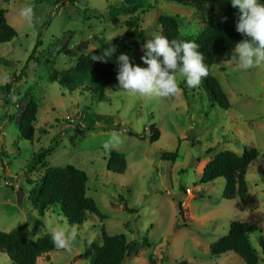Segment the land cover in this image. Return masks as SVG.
Instances as JSON below:
<instances>
[{
  "label": "rangeland",
  "instance_id": "obj_1",
  "mask_svg": "<svg viewBox=\"0 0 264 264\" xmlns=\"http://www.w3.org/2000/svg\"><path fill=\"white\" fill-rule=\"evenodd\" d=\"M26 3L33 4L40 23L29 25L19 15ZM229 4L231 0H205L201 10L172 0H0L5 20L17 32L0 44V231L25 224L20 234L27 241L50 236L49 228L57 225L77 227L79 233L70 250L43 254L36 264H90L78 256L84 243H101L102 227L110 235L123 233L127 241L137 240V253L132 251L122 264H245L233 252L214 256L209 251L232 221L257 226L249 240L258 264H264L258 243L264 235V65L240 69L232 57L235 46L214 58L209 71L229 100L227 109L217 104L202 82L189 88L179 74L182 91L172 100L142 98L118 83L95 89L99 84L89 75L73 90L49 80V75L59 78L73 67L77 57L95 49L101 38L124 36L128 23L135 21L134 28L143 30L139 38H127L135 48L144 49L145 41L160 32L158 15L175 16L180 37L191 39L207 19L217 22ZM113 15L117 23L112 22ZM10 80L5 97L3 85ZM30 100L37 108L31 141L18 131ZM91 124L94 130L82 128ZM152 124L160 132L154 142L149 140ZM113 131L123 139L114 148L125 156L122 174L108 168L102 148ZM252 147L258 151V161L247 169L248 192L243 200L223 197L221 177L199 183L203 166L216 153L241 154ZM42 149L48 167L69 164L86 172V195L104 219L87 213L81 225L69 224L58 205L43 214L32 205L45 168L33 163L32 157ZM176 149L174 163L161 159L162 152ZM177 201L188 210L187 227H177ZM123 203L137 212L125 211ZM0 264H12L3 252Z\"/></svg>",
  "mask_w": 264,
  "mask_h": 264
},
{
  "label": "trees",
  "instance_id": "obj_2",
  "mask_svg": "<svg viewBox=\"0 0 264 264\" xmlns=\"http://www.w3.org/2000/svg\"><path fill=\"white\" fill-rule=\"evenodd\" d=\"M128 2L132 0H126ZM183 5H192L198 9H205V0H172ZM264 5V0H259ZM211 11L210 8L207 9ZM239 10L229 4L221 18L217 22L207 19L203 28L195 38H181L179 33V23L175 16L160 14L157 23L160 25L158 35H164L171 39L195 41L199 44V51L204 54L205 64L209 70L216 56L227 54L237 42L245 39L236 31L235 25L238 20ZM112 22L117 23L116 16H112ZM124 36H116L112 44L116 46V52L105 59V62L91 60L92 55H101L109 47L108 39L101 38L98 46L86 54H80L75 60V65L62 71L59 78L49 75V80L56 81L60 85L68 86L73 90L86 83L87 76L95 78L99 85L95 89L105 88L111 84L118 83L116 74L118 71L117 57L124 53L129 56L133 64L146 67L141 60L144 49L135 48L131 38H139L143 30H136L135 21L128 23ZM16 30L11 27L4 18V10L0 9V44L8 42L16 37ZM18 78V77H17ZM13 80L6 82L4 96L12 87ZM203 87L209 92L217 104L224 109L230 107L229 100L219 85L218 81L210 74L202 80ZM91 88L87 84L86 88ZM94 89V90H95ZM185 92V90H184ZM173 99V97H168ZM37 108L33 100H30L18 121V131L20 136L26 140H32L34 135V123L36 120ZM95 121V120H94ZM86 131L94 130L91 124L82 127ZM129 135H134L132 131H126ZM160 132L153 124L149 126L150 142L157 141ZM143 138L144 136H139ZM106 152V151H105ZM178 157L177 149L172 152H162L161 159L174 163ZM258 161V151L256 148L244 149L241 154L231 150H223L216 153L202 168L199 183L212 182L217 178H223V197L226 199L239 198L243 200L248 192L246 183L247 169L250 164ZM35 164L44 165V170L39 178V183L34 188L36 194L32 199V205L43 214L44 210L53 205H58L69 224L81 225L87 213L96 215L99 219H104L105 215L99 210L93 198L86 195L87 174L85 171L73 166H52L45 163V150H40L32 157ZM108 168L114 173L122 174L126 170L125 156L115 151L107 152ZM183 193L184 189L181 188ZM180 221L177 227H187L191 222L190 217H186L188 210L183 209L182 202L177 201ZM122 208L128 212H137V209L129 207L126 203ZM25 227L21 224L10 231H0V252L7 255L12 264H36L37 258L51 251H61L57 249L51 236L39 237L33 241L25 240L20 231ZM257 230V226L247 221H232L229 223L227 233L209 246L212 255L218 256L226 252H233L243 260L245 264H258L259 258L252 247L249 235ZM143 244H146L147 237L143 236ZM258 243L262 254H264V235H260ZM137 240L127 241L125 234L110 235L104 227L101 228V243L92 241L84 243V250L78 257L86 258L90 264H122L132 251L137 253ZM264 261V259H263Z\"/></svg>",
  "mask_w": 264,
  "mask_h": 264
},
{
  "label": "clouds",
  "instance_id": "obj_3",
  "mask_svg": "<svg viewBox=\"0 0 264 264\" xmlns=\"http://www.w3.org/2000/svg\"><path fill=\"white\" fill-rule=\"evenodd\" d=\"M231 5L239 10L236 31L246 37L236 43L232 57L238 60L242 70L264 65V5L258 3V0H231ZM19 15L29 25L41 22L31 3H26ZM152 37L142 46L145 51L141 60L146 67L131 63L129 56L124 53L117 57L116 79L119 88L142 98L174 97L182 91L177 74L189 88L198 87L209 75L204 54L199 51V44L195 41L169 40L164 35ZM113 38L108 37L109 47L99 56L92 55L91 60L105 62L107 57H111L116 52ZM122 143L120 133L113 131L102 143V148L111 152ZM49 234L57 249L67 250H70L79 235L77 227L59 225L50 227Z\"/></svg>",
  "mask_w": 264,
  "mask_h": 264
},
{
  "label": "built area",
  "instance_id": "obj_4",
  "mask_svg": "<svg viewBox=\"0 0 264 264\" xmlns=\"http://www.w3.org/2000/svg\"><path fill=\"white\" fill-rule=\"evenodd\" d=\"M186 192H187V193H190V188H187V189H186Z\"/></svg>",
  "mask_w": 264,
  "mask_h": 264
}]
</instances>
